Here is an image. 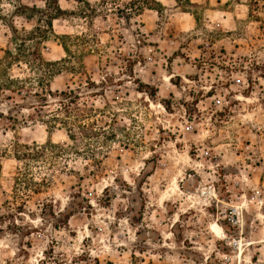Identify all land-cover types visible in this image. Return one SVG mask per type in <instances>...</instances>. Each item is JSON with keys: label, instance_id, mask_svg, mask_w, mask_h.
I'll return each mask as SVG.
<instances>
[{"label": "rangeland", "instance_id": "1", "mask_svg": "<svg viewBox=\"0 0 264 264\" xmlns=\"http://www.w3.org/2000/svg\"><path fill=\"white\" fill-rule=\"evenodd\" d=\"M46 1L0 0V264H264V0H58L38 102Z\"/></svg>", "mask_w": 264, "mask_h": 264}, {"label": "trees", "instance_id": "2", "mask_svg": "<svg viewBox=\"0 0 264 264\" xmlns=\"http://www.w3.org/2000/svg\"><path fill=\"white\" fill-rule=\"evenodd\" d=\"M80 3H87L89 4L88 0H75ZM181 3H190V0H177ZM47 6L49 9H41L39 12H41L44 15V18H41V20H44L45 24L37 26L34 30L29 31L28 33H25L23 35L24 37H21V42L19 45V52L16 53H10V61H18L21 62V60L24 61L26 65L33 71L38 72L39 75L36 77V84L39 86L36 91H34V95L37 96L40 101H47L46 96L52 95L53 91L49 88V79L54 77V75L61 72L62 67H58V63L54 61H50L46 57L43 56L42 52L39 50V42H36L35 44H25L26 39H33V37L36 34H40V38L47 39L49 33H53L52 31V20L54 18H59L62 16L63 10L58 4V0H47L46 1ZM160 2L158 0H131L128 2L127 5H129V8L135 12H139L143 10L145 7L150 9H157V5H159ZM40 20V21H41ZM42 22V21H41ZM65 49L68 51L69 49L64 45ZM30 79V77H27L25 79H19L17 77H11L8 81V87L12 92L14 93H20L24 83L27 82ZM30 81V80H29ZM13 87V88H12ZM58 98L64 99L69 97V101L75 102L76 95L74 94L73 90L68 91H62L58 93ZM28 108V106H24ZM59 120V116L56 114L51 115V127H55L56 121ZM132 264H135L132 263Z\"/></svg>", "mask_w": 264, "mask_h": 264}, {"label": "clouds", "instance_id": "3", "mask_svg": "<svg viewBox=\"0 0 264 264\" xmlns=\"http://www.w3.org/2000/svg\"><path fill=\"white\" fill-rule=\"evenodd\" d=\"M61 4L63 5V0H61Z\"/></svg>", "mask_w": 264, "mask_h": 264}, {"label": "bare ground", "instance_id": "4", "mask_svg": "<svg viewBox=\"0 0 264 264\" xmlns=\"http://www.w3.org/2000/svg\"><path fill=\"white\" fill-rule=\"evenodd\" d=\"M219 230V228H217Z\"/></svg>", "mask_w": 264, "mask_h": 264}]
</instances>
